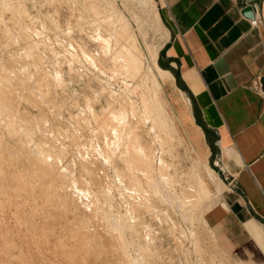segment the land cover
Segmentation results:
<instances>
[{"label": "rangeland", "instance_id": "374dc122", "mask_svg": "<svg viewBox=\"0 0 264 264\" xmlns=\"http://www.w3.org/2000/svg\"><path fill=\"white\" fill-rule=\"evenodd\" d=\"M91 1L106 25L124 22L133 34L143 58L138 76L125 73L101 46L98 34L114 42L105 26L91 20L79 28L88 0H0V75L6 78L1 85L0 77V108H10L0 113V241L12 264H23L25 255L29 264H264L250 257L240 263L204 220L225 171L216 137L163 57L169 30L161 0H153L158 22L146 2ZM260 18L264 29V2ZM30 20L39 33L24 35ZM146 74L156 77L170 147L155 139L164 133L151 120L130 110ZM123 110L125 135L118 139L112 114ZM129 129L153 166L162 157L180 196L193 193L191 173L205 181L209 194L195 196L193 211L202 222L155 194L136 170L151 207L128 191ZM253 232L264 242V234Z\"/></svg>", "mask_w": 264, "mask_h": 264}, {"label": "crops", "instance_id": "0c3cea01", "mask_svg": "<svg viewBox=\"0 0 264 264\" xmlns=\"http://www.w3.org/2000/svg\"><path fill=\"white\" fill-rule=\"evenodd\" d=\"M161 2L163 57L216 137L225 171L204 220L240 263L264 260L253 232L264 234V29L252 23L264 0Z\"/></svg>", "mask_w": 264, "mask_h": 264}, {"label": "bare ground", "instance_id": "6f19581e", "mask_svg": "<svg viewBox=\"0 0 264 264\" xmlns=\"http://www.w3.org/2000/svg\"><path fill=\"white\" fill-rule=\"evenodd\" d=\"M88 2L90 3L88 5L83 6L81 8V12L78 13L79 16L85 18V20H82V22L79 24V28H82V23L89 22L91 20L97 23L98 26H105V30L110 35V38L112 39L114 38L113 39L114 42L98 34L96 37L101 42V46H103L104 49H107V51L110 54H112V58H114L113 60L120 63L121 68L124 70L125 73L131 76H138L142 69L143 58H142L141 50L138 47L133 34L130 33L128 27L124 24V22L117 24L115 26L106 25L109 22L108 20H102V16H101L102 11L99 9L98 4L92 3L91 0H88ZM139 2H141L142 4L146 2L149 5L148 13L150 14V17L156 19L157 22L160 21L157 8L155 7L153 0H139ZM9 7H11V5ZM110 15L111 13H108L107 17H110ZM38 29L39 28H37L30 20L29 25L22 27L20 32H23L24 35H32L37 32L39 33ZM33 49L35 50V48ZM27 52H30L29 49ZM154 55L155 54L152 53L153 59L155 57ZM83 56L86 60L91 62V57L89 54L83 52ZM0 77H1V85H3V80L6 79L5 75L4 76L0 75ZM142 83H143L142 89L138 94V97H136L137 99H134L135 104L131 103L130 110L131 112L138 111L140 112L143 119L151 120L152 126L164 133L163 136H161L160 133L154 134L155 139L160 143L161 147H164V145H166V147H170L171 137L165 131L167 114L165 113V109L162 106L161 100L159 98V92H158L159 88L156 83V77L153 75L150 77L146 74L144 75ZM129 91L135 93L136 87L134 86L131 87ZM18 94L20 95V92ZM135 105L139 106V110L136 109ZM4 108L5 109L0 108V113L6 111L7 109L10 110L9 106H6ZM124 113H125L124 110L116 114L111 113L113 117L112 121L116 123V125L114 126V134L115 136H117L118 139L121 136L125 135L123 134V128L125 124ZM11 118L13 117L8 116V118L5 120L11 123L10 122ZM123 154L128 156L125 162L127 164L128 171L132 174L131 177H128V183H129L128 191L134 197L139 199V201L141 203H144L148 208L151 207V204L149 203L146 197L145 191L141 186L140 178L134 172V170H136L139 173H141V175L147 181L149 187H151L152 191L155 194L168 197L170 199V202L175 203L179 207V209L182 212H184V214L188 215L189 212H192V215L190 217L191 218L194 217L195 213H193V211L195 212V209H198L197 207L198 198H196L195 196L204 197V196H208L209 194V190L206 186L205 181L198 174L191 173L192 175H194V183L192 181V186L194 187V189L192 188L191 190L193 193L190 194V196H186V195L180 196L174 190L175 188L173 187L174 186L173 176L168 172H166L168 165L160 156L159 164L157 166H153L152 154L141 153V151L138 150L137 138L132 129H129L128 141L124 147ZM110 213L111 212H105L107 217L112 219L113 227L119 230V225L117 224L116 217ZM121 216L128 225L129 222L128 214L125 213ZM195 217L201 220V222L203 221L202 214L198 215L197 213ZM2 223L3 222L0 218V226L2 225ZM4 248H7L6 241L5 239H2V241H0V250H1L0 264H12L10 258L11 255H9V251L7 250L4 251L5 250ZM125 254L127 257H130L128 253H126V251ZM19 261H21L23 264H29L27 255L21 257Z\"/></svg>", "mask_w": 264, "mask_h": 264}, {"label": "built area", "instance_id": "2783aa9c", "mask_svg": "<svg viewBox=\"0 0 264 264\" xmlns=\"http://www.w3.org/2000/svg\"><path fill=\"white\" fill-rule=\"evenodd\" d=\"M260 16L259 17H257V18H254L253 20H252V23L254 24V25H256V24H258L259 22H260Z\"/></svg>", "mask_w": 264, "mask_h": 264}, {"label": "water", "instance_id": "95a60500", "mask_svg": "<svg viewBox=\"0 0 264 264\" xmlns=\"http://www.w3.org/2000/svg\"><path fill=\"white\" fill-rule=\"evenodd\" d=\"M246 8H247V10H246V11H249V12L251 11V12H252V9H251V7H249V6H248V7H246ZM251 16H253V15L251 14Z\"/></svg>", "mask_w": 264, "mask_h": 264}]
</instances>
